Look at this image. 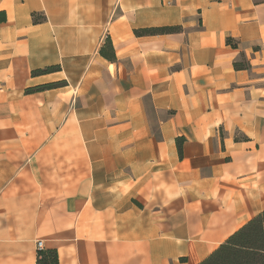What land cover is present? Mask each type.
I'll return each mask as SVG.
<instances>
[{"label":"crops","instance_id":"1","mask_svg":"<svg viewBox=\"0 0 264 264\" xmlns=\"http://www.w3.org/2000/svg\"><path fill=\"white\" fill-rule=\"evenodd\" d=\"M262 211L264 0H0V264H198Z\"/></svg>","mask_w":264,"mask_h":264},{"label":"trees","instance_id":"2","mask_svg":"<svg viewBox=\"0 0 264 264\" xmlns=\"http://www.w3.org/2000/svg\"><path fill=\"white\" fill-rule=\"evenodd\" d=\"M179 29V26H163L136 29L134 33L136 35L162 34L176 32ZM227 43L232 46L235 45L232 44L230 38L227 39ZM234 66L236 68L244 67L238 62H235ZM55 68L48 67L36 72L45 73ZM53 85L48 84L43 87H51ZM36 264H59L56 250H38ZM198 264H264V211L229 236Z\"/></svg>","mask_w":264,"mask_h":264},{"label":"built area","instance_id":"3","mask_svg":"<svg viewBox=\"0 0 264 264\" xmlns=\"http://www.w3.org/2000/svg\"><path fill=\"white\" fill-rule=\"evenodd\" d=\"M36 247H37V250H42L43 249L42 242L41 241H38L36 243Z\"/></svg>","mask_w":264,"mask_h":264}]
</instances>
